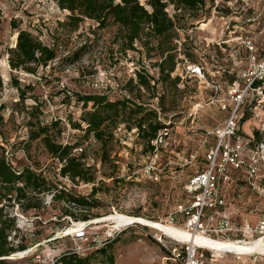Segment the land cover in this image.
I'll return each instance as SVG.
<instances>
[{
  "label": "rangeland",
  "instance_id": "obj_1",
  "mask_svg": "<svg viewBox=\"0 0 264 264\" xmlns=\"http://www.w3.org/2000/svg\"><path fill=\"white\" fill-rule=\"evenodd\" d=\"M213 1L205 0L197 11L167 7L169 15L176 13L179 18L174 29L177 35L171 40L175 44L172 74H186L182 77L183 85L173 87L169 81H157L158 68L153 64L160 57L155 49H146L138 42H135L138 50L124 52L119 48L116 25L109 23L101 28L92 20L84 19L76 30L70 31L64 25L68 12L60 9L55 0H0V153L17 169L30 166L75 194H89L91 183L73 184L60 176L58 162L50 157L41 141L28 140V120L41 124L56 121L57 125L49 133L63 144H78L74 152L83 150V160L96 176L95 197L100 202L92 211L96 216L87 221H74L62 215L63 203H50L49 194L44 195V207L40 210L22 211L17 204L8 208L18 228L14 240L26 246L24 251L10 255L8 264H50L67 250L88 252L113 239L110 243L113 264H166V248L176 243L169 239L159 243L156 238L162 231L153 224L164 223L174 206L184 200L186 179L204 168L199 159L185 164L187 148L196 147L201 129L215 126L222 116L215 105L204 104L194 119L187 117L194 103H205L208 96L200 82L187 77V66L201 62L211 69L212 51L205 47V42L217 40L219 31L226 26L222 25L220 16L228 14L232 20L244 14L239 2L233 3L231 11L214 9ZM209 20L207 26L201 27L202 22ZM18 30H26L53 47L56 58L46 66H39L35 73L10 69L8 50L14 47ZM175 38L182 44L176 43ZM228 53V50H217L218 63H226ZM74 57L77 59L72 61ZM141 68L153 78L150 85L154 87L151 90L139 87L137 92L136 88L129 89L126 82L135 78L133 71ZM12 81H17L25 91L22 102ZM76 94H103L109 100L128 97L137 100L139 95L145 106L155 108L161 121L172 116L170 120L175 125L171 138L156 152L148 153L143 150L135 127L128 128L126 122H121L100 161L99 143L91 135L86 137L71 127L83 111ZM247 126L245 122L243 127ZM226 199L233 223L240 224L247 219L253 224L264 210L260 200L249 194L244 185L230 184ZM72 210L78 211L74 207ZM119 215L125 219L136 216L144 222H118ZM185 222L183 216L175 220L180 227ZM208 227L213 228L210 224ZM227 257L218 259L219 263L235 264ZM96 263L106 264L101 258Z\"/></svg>",
  "mask_w": 264,
  "mask_h": 264
},
{
  "label": "trees",
  "instance_id": "obj_2",
  "mask_svg": "<svg viewBox=\"0 0 264 264\" xmlns=\"http://www.w3.org/2000/svg\"><path fill=\"white\" fill-rule=\"evenodd\" d=\"M55 2L60 9L68 12L64 25L70 31L76 30L84 19L92 20L101 28L112 23L117 26V41L122 51L138 50L135 42L146 49H155L160 57V61L153 64L158 68L157 81H169L173 87L176 86L179 77H171L175 66L173 52L175 44H172L171 40L177 35L174 29L179 18L176 13L170 17L166 9L171 5L176 11H197L205 4V0H143V3L140 0H55ZM12 27L16 25L12 24ZM8 54L10 69L28 73H35L39 66H46L56 58L53 47L44 44L26 30L17 31L14 47L8 50ZM76 57L71 60L75 61ZM152 79L145 69L141 68L135 71V78H129L126 84L129 89L136 88L137 92L139 87L151 90L154 87L150 85ZM12 83L18 89V98L22 102L25 91L17 81ZM76 100L82 103L83 111L79 121L73 122L71 127L82 131L86 137L91 135L99 143L100 161L104 159L106 147L113 138V131L121 122H126L128 128L133 125L143 150L148 153L152 151L150 140L164 124L158 119L157 111L145 106L140 101L139 95L137 100L129 97L109 100L103 94H76ZM88 104H90L89 109H87ZM26 125L28 140L41 141L50 157L58 162L60 176L67 177L73 184L91 183L92 187L87 195L75 194L60 182L48 178L41 170L38 171L30 166H23L20 169L13 167L1 152L0 264H8L7 259H10L8 258L10 255L26 249L22 242L14 240L18 228L15 216L8 210L14 204L21 207L22 211L40 210L44 207V195L49 194L50 203H63L62 215H68L74 221H87L95 217L96 214L92 211L100 205L99 199L95 197L98 188L95 186L94 171L91 170V166L85 164L84 152L81 148H79L81 152L73 151L78 149V144H63L52 137L49 130L57 125L56 121L41 124L28 120ZM72 207L77 208L78 211L74 212ZM113 240L88 252L67 250L50 264H97L96 261L100 258L106 264H113L110 244Z\"/></svg>",
  "mask_w": 264,
  "mask_h": 264
},
{
  "label": "built area",
  "instance_id": "obj_3",
  "mask_svg": "<svg viewBox=\"0 0 264 264\" xmlns=\"http://www.w3.org/2000/svg\"><path fill=\"white\" fill-rule=\"evenodd\" d=\"M214 1L211 2L214 9L231 11L233 3L239 2L244 14L232 20L228 14L220 16L222 25L226 26L219 31L217 40L205 42V47L212 51L211 69L201 62L187 66V77L200 82L208 92L207 101H196L187 117L194 119L204 104L215 105L222 116L215 126L201 129L196 147L187 148L185 164L199 159L204 168L186 179L184 200L174 206L164 222L236 245L261 240L262 247L244 252L227 249L218 257L203 243L182 242L162 232L156 240L162 243V239H169L176 243L166 248V264H230L218 261L227 256L235 264H264V210L253 224L247 219L240 224L233 223L226 199L230 184L235 183L246 186L248 193L264 206V0ZM217 50L229 51L226 63H218ZM185 75L178 74V87L183 85ZM171 117L162 121L164 125L150 140L152 152L171 138L175 125ZM158 119L161 120L159 115ZM177 216L185 217L184 227L175 223Z\"/></svg>",
  "mask_w": 264,
  "mask_h": 264
},
{
  "label": "bare ground",
  "instance_id": "obj_4",
  "mask_svg": "<svg viewBox=\"0 0 264 264\" xmlns=\"http://www.w3.org/2000/svg\"><path fill=\"white\" fill-rule=\"evenodd\" d=\"M209 23H210V20L208 23L202 22L201 27H205ZM125 220L128 221L129 223L135 222V221L136 222H139V221L144 222L143 219H141V218L137 219L136 216L125 219L124 217H122V215H119L118 222H120V221L125 222ZM166 223L167 222H164L162 224L154 223L153 226L158 228L160 231H162V233H164L165 235H167L169 237L176 238V239H179L181 241L189 242V243H203L209 249L213 250L214 254H216L218 257H221L220 256L221 251L227 250V249L236 250V252H244V251H250L256 247H258V248L262 247L261 240H255V241L251 242L250 244H246V245L245 244L236 245L235 243L228 242V241H219L217 239L202 235L199 232L193 234V233H190L189 231H187L186 229L176 228L175 226H173L169 223H168L169 225H166Z\"/></svg>",
  "mask_w": 264,
  "mask_h": 264
},
{
  "label": "water",
  "instance_id": "obj_5",
  "mask_svg": "<svg viewBox=\"0 0 264 264\" xmlns=\"http://www.w3.org/2000/svg\"><path fill=\"white\" fill-rule=\"evenodd\" d=\"M9 258V257H8Z\"/></svg>",
  "mask_w": 264,
  "mask_h": 264
}]
</instances>
